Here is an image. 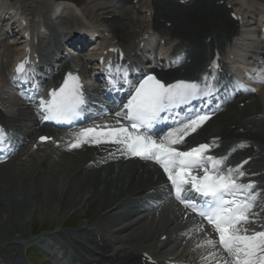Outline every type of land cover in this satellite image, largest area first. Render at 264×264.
Listing matches in <instances>:
<instances>
[{
    "label": "bare ground",
    "instance_id": "1",
    "mask_svg": "<svg viewBox=\"0 0 264 264\" xmlns=\"http://www.w3.org/2000/svg\"><path fill=\"white\" fill-rule=\"evenodd\" d=\"M222 1L224 2L223 5L218 3ZM242 1L191 0L190 3L183 6L180 0H153L152 9L148 10L147 13H151L150 18H153L154 31L162 35V40L165 42L169 43L170 39L173 38L174 42L176 41L174 50L186 54L192 60V64L189 66L182 65L168 69L156 67V71L163 77L171 75L177 77L194 76L190 69L193 64H203L202 60L205 58L213 59L216 51H219L222 55V62L226 64L230 56L234 55L226 52L229 44L233 43L237 47L241 42V39L238 38L240 27L238 22L231 18V13L239 12L242 14L243 12L247 24H252L255 21L257 13L263 12L264 14V0ZM124 7L126 9L119 11ZM239 7H244V10H238L241 9ZM13 8H17L18 12H22V10L27 12L29 9L28 16H35L33 17L34 20L38 18L40 23L44 21L45 27L51 28L52 24L48 19L50 11L48 7L34 11L18 2ZM102 9L100 7L99 11ZM133 9L135 6H131L129 9L123 1L109 4L108 7H104L101 24L96 28L102 30L103 33L110 32L112 35L109 39L110 43L118 42V45L122 47L134 48L136 39L144 36L146 32L140 34L141 28L138 24L133 19L129 21ZM118 13L120 14L118 15ZM91 14L89 12L87 16L89 17ZM57 23L79 25V19L72 14ZM33 24H35L34 21ZM168 24L171 26L168 27ZM19 42L25 43L22 38L18 40ZM53 42L55 44L56 41L53 40ZM185 42L190 44L196 42L197 51ZM5 47L7 45L2 46V48ZM137 50L138 48L135 49V52ZM86 62L85 57L66 61L63 63L62 74L71 68L82 72ZM7 64L8 61H3L1 64L0 72L3 71V74ZM58 77L59 74L53 80L55 81ZM97 91L92 90L91 96L93 97ZM247 102L249 103L247 104ZM241 103H246L244 109L239 108ZM224 110L198 130L199 132L194 138L207 141L210 144L215 142L213 146L216 148L215 153L217 154L222 149L226 152L231 150V159L238 156H244V159L252 158L254 161L245 169H252L259 173L260 176L254 180L262 182L264 185V88L259 90L258 96L250 94L241 97L238 102L228 106L227 111L224 112ZM0 120L6 121L22 137V140H27L34 132L32 128L36 125L25 123V121L37 120V115L33 107L22 105L9 114L0 109ZM35 141L36 139H34ZM51 147V145L45 146L39 152L31 153V155L28 154V150L25 151L26 155L31 157L32 169L27 174L22 171V178L17 175V177L11 176L10 174L13 173L11 167H5L1 170V244L23 245L32 241L31 238L29 240L25 238V230L31 223L34 224L37 217L40 219L41 214L44 219L53 220L50 218L53 212L58 213L60 211L62 216L56 220L62 221L65 216L64 212L70 206L82 211L86 208H93L96 203H99L98 213L81 232L86 235L93 233V229H96V234L108 232L112 234L115 242L104 241L103 247H99V244L97 245L94 241L89 242L90 248L87 252L91 257H97L99 261L104 262L105 256L117 252L115 256L121 259V264H142L143 253H150L163 264H167L166 262L169 260L166 259L169 258L175 259L177 263L187 262L189 256L186 250L181 253H170L168 258L164 257L165 255L161 253V250L157 251L159 246H162V249L172 246L178 236L174 233L179 227L183 228L185 214L177 213L174 207H169L159 223L154 219H147V223L141 224L142 220L138 221L137 219L140 217L137 216L146 215V211H142L136 215L128 216L127 225L121 228L124 223L123 208L129 207L130 204L141 198H151L148 196L150 190H156L158 194L163 193L164 187L162 185L166 182L159 169L137 161L125 163L123 159H117L116 154L110 153L113 150L103 147L87 149L85 152L74 151L70 153L54 151ZM104 155L105 157L101 159L100 156ZM46 161L49 162L47 167L44 166ZM92 161L95 163L89 169L86 168V164ZM83 162L85 164H82ZM37 165H40L43 171L35 176L34 170ZM17 169L21 171L20 168ZM26 176L30 177L26 180ZM22 179H24L23 184L20 183ZM23 209L26 210V214ZM256 222L258 225V217ZM108 223L110 226L105 229ZM139 224L149 227L143 230L142 227L138 226ZM128 231L145 233L142 236L139 235L141 237L135 242L126 241L128 238H122L125 240L124 242L115 236H120ZM59 233L61 232L58 230L55 232V234ZM163 236H168L164 242L160 240ZM76 240L82 239L76 237ZM123 242L124 245L121 246ZM51 250L55 257L65 254L62 253V249L51 247ZM206 255H208L207 252ZM201 257L202 253H198L196 258L198 264H210L208 260L203 262Z\"/></svg>",
    "mask_w": 264,
    "mask_h": 264
},
{
    "label": "snow or ice",
    "instance_id": "2",
    "mask_svg": "<svg viewBox=\"0 0 264 264\" xmlns=\"http://www.w3.org/2000/svg\"><path fill=\"white\" fill-rule=\"evenodd\" d=\"M216 67L213 61L212 68ZM16 71L22 73L24 64H19ZM122 79H127L126 70ZM213 80L214 71L205 74L203 86L186 80L166 83L148 74L138 84H129L127 102L115 113L119 127L106 124L104 130H98L99 125L85 128L69 148H79L83 143H115L127 155L153 161L170 183L174 198L206 221L215 233V238H205L209 249L206 260L211 257L215 264H264V225L260 230L249 227L259 215L252 211L259 193L254 191V181L243 182L247 174L242 169L247 161L228 166L227 156L210 154L215 142L179 147L185 145L186 138L196 133L211 114L196 112L174 119L173 126L160 139L151 134L153 126L167 120L173 109L193 99L212 96ZM85 104L79 77L69 72L62 85L48 93V98H39L37 108L42 120L69 121L81 114ZM121 119L127 124H122ZM40 139L43 142L48 138ZM5 140L6 132L0 128V144ZM189 192L203 200L187 195ZM198 230L204 231L203 225H198Z\"/></svg>",
    "mask_w": 264,
    "mask_h": 264
},
{
    "label": "rangeland",
    "instance_id": "3",
    "mask_svg": "<svg viewBox=\"0 0 264 264\" xmlns=\"http://www.w3.org/2000/svg\"><path fill=\"white\" fill-rule=\"evenodd\" d=\"M73 2L77 3L80 7V12H79V16H83L85 18H88L90 19V21H96L97 17V13L99 11V8L100 4H98V2H104V1H107L109 3L110 0H72ZM115 1V0H114ZM130 1V0H128ZM4 2H8L7 4H11V2L13 4H16L19 2L20 4H23L27 7H29L30 9H36V10H39V9H42L43 7H47V5H50L52 3V0H4ZM112 2V1H110ZM138 8L140 9V12L141 11H145V6L141 7V6H138ZM92 13L89 17L87 16V14ZM3 54H6L8 56V59L10 58L11 56V51L10 52H7V51H4L3 53L0 52V55H3ZM4 60H7V58H4ZM17 102H15L13 99H7L6 100V104L7 106H11V108H13V106L16 104ZM17 161H14V162H11V163H15ZM11 163L5 165L6 167H10L11 166ZM3 166V167H5ZM41 169H39V166L36 168V172H35V176H38V174L40 173ZM1 172V170H0ZM16 172V173H15ZM14 173V174H13ZM13 173H11L10 175L13 176V177H19L21 176L22 178V175L16 171V170H13ZM1 175V174H0ZM17 175V176H16ZM29 177H26V180L28 179ZM23 181L24 179H22V181H20L21 184H23ZM97 206L99 207V203H96L95 207H93L94 211L96 212L98 210ZM71 207V206H70ZM68 207L66 209V212H64L65 216L62 220L67 222L65 223L66 226L64 227H67V226H70V225H73V224H77L78 227L81 226V224H85L86 221L88 218H90L92 216V213L90 212V209H84L82 211H80V209L78 208H75L74 206H72L71 208ZM72 209V210H71ZM92 210V209H91ZM23 211H25V214H26V210L23 209ZM75 212H77L75 214ZM73 213V214H72ZM63 214V213H62ZM71 215L72 218H71ZM1 213H0V217H1ZM62 215L60 214V211H58V213H54L52 214V216L50 218H53L52 219H44L43 218V215L41 214L39 217L40 219L37 217L36 220H35V217L36 215L33 217L35 222L34 224L31 223L25 230V238L27 240H29L30 238L31 239H37L39 238V240L42 238V234L45 232H51V231H54L57 227V225L59 226L60 223H57V220L58 218H60ZM31 218V219H33ZM55 219V220H54ZM185 222V221H184ZM80 225V226H79ZM34 226V232H33V229L32 227ZM64 227L61 226L60 229H63ZM39 229H42L44 230L43 233L39 234V236H37V232L39 231ZM35 233V234H34ZM2 241H0V255H7L8 252L5 251H1V249H7L8 245H4V244H1ZM8 246V247H7ZM11 248H14L13 246H11ZM17 250L16 251H21V254L23 255L24 257V252L25 251L24 249H22L21 247H16ZM11 251H15V249L11 250ZM10 254H13V252H11Z\"/></svg>",
    "mask_w": 264,
    "mask_h": 264
}]
</instances>
